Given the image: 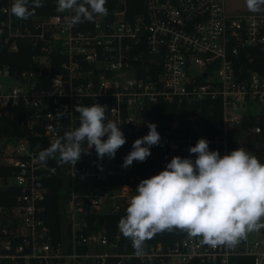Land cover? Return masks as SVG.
Segmentation results:
<instances>
[{
	"label": "built area",
	"instance_id": "2783aa9c",
	"mask_svg": "<svg viewBox=\"0 0 264 264\" xmlns=\"http://www.w3.org/2000/svg\"><path fill=\"white\" fill-rule=\"evenodd\" d=\"M51 1L54 11L21 20L10 12L13 0H0V47L32 49L30 67L0 65V119L19 118L28 128L21 136L0 134V166L10 168L0 187L18 190L14 205L0 204V264H264V228L231 247L204 245L177 229L174 238L147 240L137 253L118 222L141 175L116 157L100 160L94 147L75 167L65 164L57 235L44 217L52 164L38 160L45 143L79 126L77 105H106L125 135L142 129L144 111L163 101L187 109L159 132L162 170L174 156L194 160L188 149L200 138L221 156L243 147L264 163V9L231 11L226 0H144L145 11L129 18L122 1L69 28L71 13ZM65 106L69 113L56 118ZM204 106L209 114L220 110L213 134L204 130Z\"/></svg>",
	"mask_w": 264,
	"mask_h": 264
},
{
	"label": "clouds",
	"instance_id": "9594fccd",
	"mask_svg": "<svg viewBox=\"0 0 264 264\" xmlns=\"http://www.w3.org/2000/svg\"><path fill=\"white\" fill-rule=\"evenodd\" d=\"M245 2L253 13L264 6V0ZM106 3L107 0H56L58 12L71 13L66 17L69 28L106 16ZM40 7L43 0H13L10 12L17 19L26 20ZM107 109L98 103L77 105L74 110L79 113V126L41 150L39 162L47 165L53 159L58 165L75 167L93 147L100 160L105 156L115 158L126 137L121 127L108 119ZM68 113L65 106L55 117L63 118ZM147 127L148 133L136 139L123 158V168L134 161L145 162L151 156V148L161 146L157 125L148 123ZM209 143L205 138L198 139L188 149L194 160L174 156L164 170L138 184L136 194L128 201L126 215L118 222L119 232L132 241L137 253L147 240L165 230L185 231L211 247H231L247 233L264 228V163L243 147L221 156L218 150L209 149Z\"/></svg>",
	"mask_w": 264,
	"mask_h": 264
},
{
	"label": "trees",
	"instance_id": "16d2710c",
	"mask_svg": "<svg viewBox=\"0 0 264 264\" xmlns=\"http://www.w3.org/2000/svg\"><path fill=\"white\" fill-rule=\"evenodd\" d=\"M126 3L127 16L134 18L136 15L145 11L144 0H124ZM119 5L123 6L122 0H107V9H112ZM264 9V6L261 7ZM55 7L52 5L51 0H43V7L36 8L35 12L48 13L54 11ZM32 49L30 45H22L18 52H8L6 48L0 47V65L9 64L12 69L20 70L31 66ZM58 71L59 68L55 67ZM186 104L177 105V103H166L160 101L156 104H152L144 111V126L139 130H132L126 133V143L118 149L115 157L121 161L132 150L133 142L146 135L148 133V123H154L157 125V131L161 132L166 122L172 119L174 116L185 113ZM196 106L194 105L191 110L194 111ZM202 119L204 122V130L210 134L217 131V124L220 121V110L215 109L214 114H209V110L204 106L202 109ZM14 134L24 135L28 133V128L22 126L19 118L6 117L0 119V134ZM107 137H104L106 139ZM46 148L49 147L45 143ZM52 164V176L48 180L49 192L45 201L46 210L44 217L48 224L52 227L53 231L59 235L62 226V209L61 201L63 198V190L66 185V165H58L57 160L49 159ZM134 168L141 175V180L150 178L153 175L162 171L160 166V146H153L151 148V156L145 162H133ZM10 168L0 166V175L8 176ZM18 190L14 186H1L0 187V204L5 206H12L15 203V194ZM116 216H111L110 221H116ZM177 229L172 231L165 230L157 233L153 239H172L177 233ZM179 234H184L185 231H179ZM196 264V263H192Z\"/></svg>",
	"mask_w": 264,
	"mask_h": 264
},
{
	"label": "rangeland",
	"instance_id": "374dc122",
	"mask_svg": "<svg viewBox=\"0 0 264 264\" xmlns=\"http://www.w3.org/2000/svg\"><path fill=\"white\" fill-rule=\"evenodd\" d=\"M122 1H124V0H122ZM226 2H227L228 9L231 11L248 10L245 0H226ZM11 135H14V134H11ZM19 136H21V135H19Z\"/></svg>",
	"mask_w": 264,
	"mask_h": 264
},
{
	"label": "water",
	"instance_id": "95a60500",
	"mask_svg": "<svg viewBox=\"0 0 264 264\" xmlns=\"http://www.w3.org/2000/svg\"><path fill=\"white\" fill-rule=\"evenodd\" d=\"M105 123H107V121H105Z\"/></svg>",
	"mask_w": 264,
	"mask_h": 264
}]
</instances>
